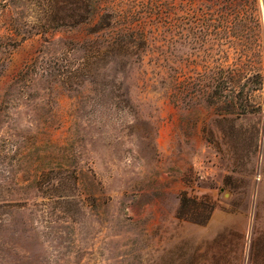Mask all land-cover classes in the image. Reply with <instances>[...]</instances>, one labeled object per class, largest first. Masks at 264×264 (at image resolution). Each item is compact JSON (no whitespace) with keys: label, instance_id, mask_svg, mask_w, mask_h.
<instances>
[{"label":"rangeland","instance_id":"1","mask_svg":"<svg viewBox=\"0 0 264 264\" xmlns=\"http://www.w3.org/2000/svg\"><path fill=\"white\" fill-rule=\"evenodd\" d=\"M0 264H264V0H0Z\"/></svg>","mask_w":264,"mask_h":264},{"label":"trees","instance_id":"2","mask_svg":"<svg viewBox=\"0 0 264 264\" xmlns=\"http://www.w3.org/2000/svg\"><path fill=\"white\" fill-rule=\"evenodd\" d=\"M86 8H87L86 14H84V16H81V18H79L78 21L73 22V25L83 23L84 21L88 20L91 17L90 15H93V13H91V10H89V5Z\"/></svg>","mask_w":264,"mask_h":264}]
</instances>
